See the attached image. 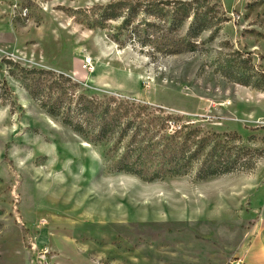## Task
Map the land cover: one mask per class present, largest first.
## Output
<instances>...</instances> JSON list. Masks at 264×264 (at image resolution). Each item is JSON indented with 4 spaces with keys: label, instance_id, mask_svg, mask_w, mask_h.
<instances>
[{
    "label": "rangeland",
    "instance_id": "374dc122",
    "mask_svg": "<svg viewBox=\"0 0 264 264\" xmlns=\"http://www.w3.org/2000/svg\"><path fill=\"white\" fill-rule=\"evenodd\" d=\"M119 1L146 10L135 22L143 17L166 28L164 19L179 16L178 0H0V74L13 92L0 103V264H34L33 234L57 245L50 248L52 264H232L246 252L264 250V156L252 171L205 180L184 175L148 182L116 172L105 145L48 114L10 73L21 74V67L62 72L87 94L119 93L162 105L205 130L252 137L250 145L264 151V0H207L173 33L207 20L199 49L158 58L137 41L127 38L120 47L112 39L121 19L89 25ZM85 56L94 68L84 67ZM223 61L227 76L219 69ZM238 72L255 74L260 87L236 82ZM180 202H205L214 217L151 227L142 221L105 227L103 219L116 237L96 257L81 247L80 234H89L87 223L96 222L91 215H121L129 207L142 218ZM42 219L47 223L39 228ZM55 234L72 239L61 236L68 242L62 246Z\"/></svg>",
    "mask_w": 264,
    "mask_h": 264
},
{
    "label": "trees",
    "instance_id": "16d2710c",
    "mask_svg": "<svg viewBox=\"0 0 264 264\" xmlns=\"http://www.w3.org/2000/svg\"><path fill=\"white\" fill-rule=\"evenodd\" d=\"M176 3L179 16L171 21L164 19V23L170 22L166 28L143 17L135 22L140 12L146 10L137 6L123 7L120 1L107 5L89 25L102 27L109 20L121 19L112 39L120 47L126 46L127 38L137 41L141 50L152 49V58L197 51L200 45L197 38L210 27L207 20L197 26L193 20L182 34L173 33L184 29L193 9L207 7L208 2L178 0ZM124 31L127 34H123ZM4 60L9 66L20 67L17 62ZM223 62L218 64L219 69L227 76ZM1 69L0 65V72ZM20 71L21 74L12 70L10 73L48 114L91 143L107 147L104 156L116 172L148 182L184 175L205 180L252 171L258 159L264 156L263 150L250 145L252 137L245 141L238 132L205 130L184 114L162 105L119 93L87 94L79 90V83L71 75L54 70L21 67ZM238 73L232 75L236 82L260 87L261 81L253 80L255 74ZM12 97L7 79L0 74V103L9 102Z\"/></svg>",
    "mask_w": 264,
    "mask_h": 264
},
{
    "label": "crops",
    "instance_id": "0c3cea01",
    "mask_svg": "<svg viewBox=\"0 0 264 264\" xmlns=\"http://www.w3.org/2000/svg\"><path fill=\"white\" fill-rule=\"evenodd\" d=\"M142 212H152L150 209H143ZM155 215L153 216H143L142 218H139L140 214L137 213L135 214L133 210L126 208L124 213L121 215L118 214V212H111L109 215H91L92 218H96V222H89L87 225H89V231L87 233L89 234H80V239L81 240L80 244L81 247L83 248H88V249H93L92 252L94 253L95 257L101 253V249L105 247L106 242H110L116 237V233H111L110 231H106V228H103L104 225L101 223L103 219H106L105 227H109L111 221H116V222H137L139 223L140 221L149 223L150 227L151 224L153 223H164V222H172V223H200V222H205L209 221L210 219H213L214 217V209L208 204H205V202L202 204L197 202L194 204H188L186 202H180L176 203L173 206H166L164 209L154 211ZM153 213V212H152ZM95 223V224H94ZM93 230V234L92 233ZM142 234H164V233H156V232H144ZM58 237L57 243L62 246L68 245V242L65 240L61 239V236L63 237H68L69 239H72L71 234H55ZM76 236V235H75ZM73 238H75L73 236ZM85 246V247H84ZM57 247L55 246H50L53 251ZM58 249V248H56ZM89 252V250H86ZM240 257H243L245 260V264H264V250H256L254 252H246L245 254H242ZM248 258V259H247ZM97 259V258H96ZM247 259V260H246Z\"/></svg>",
    "mask_w": 264,
    "mask_h": 264
},
{
    "label": "built area",
    "instance_id": "2783aa9c",
    "mask_svg": "<svg viewBox=\"0 0 264 264\" xmlns=\"http://www.w3.org/2000/svg\"><path fill=\"white\" fill-rule=\"evenodd\" d=\"M84 67L87 68L89 66H93L91 60L89 58H84ZM39 228L45 227L47 220L42 219L40 222ZM34 235V236H33ZM29 248L33 255L32 261L34 264H52L50 256H51V249L48 244L47 240L42 241L39 235L41 234H33ZM40 238V239H39ZM232 264H245V260L243 257H236Z\"/></svg>",
    "mask_w": 264,
    "mask_h": 264
},
{
    "label": "bare ground",
    "instance_id": "6f19581e",
    "mask_svg": "<svg viewBox=\"0 0 264 264\" xmlns=\"http://www.w3.org/2000/svg\"><path fill=\"white\" fill-rule=\"evenodd\" d=\"M85 58H89V59L91 60V63H92L93 68H94V63H93V59H92V57H91V56H85Z\"/></svg>",
    "mask_w": 264,
    "mask_h": 264
}]
</instances>
